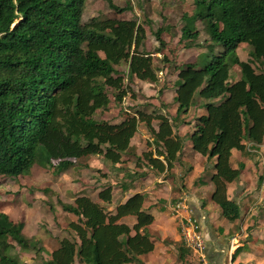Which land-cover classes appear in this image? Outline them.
I'll use <instances>...</instances> for the list:
<instances>
[{
  "label": "trees",
  "instance_id": "obj_1",
  "mask_svg": "<svg viewBox=\"0 0 264 264\" xmlns=\"http://www.w3.org/2000/svg\"><path fill=\"white\" fill-rule=\"evenodd\" d=\"M106 1L116 12L130 9ZM84 3L0 0V176L17 178L39 160L63 173L74 166L72 160L93 155L117 166L144 124L151 140L138 161L158 174L169 173L188 138L195 152L215 160L211 200L228 221L239 220L241 208L228 198L227 185L239 180L245 165L233 168L231 157L234 151L251 155L250 149L264 144V0H194L195 19L210 29L222 52L199 54L176 68L174 116L136 111L118 123L95 118L111 104L106 88L114 91L116 104L131 92L117 67L125 63L129 78L149 82L158 80V71L152 54L140 50L146 37L142 25L112 18L84 23ZM184 22L182 38L196 41L193 21L185 16ZM156 37L163 47L160 32ZM242 43L251 48L248 61L237 56ZM228 61L240 68L239 80L231 82ZM195 107L206 115L196 116L192 132L182 137L177 129L188 124L185 117ZM98 199L80 196L62 205L78 217L69 224L75 240L63 239L45 264H144L141 257L155 248L149 231L155 218L145 209V194L116 202L108 185ZM101 202L117 205L110 211ZM127 217H135L133 226L121 222ZM2 234L23 251L36 247L21 223L4 214ZM0 264L23 263L0 252Z\"/></svg>",
  "mask_w": 264,
  "mask_h": 264
},
{
  "label": "rangeland",
  "instance_id": "obj_2",
  "mask_svg": "<svg viewBox=\"0 0 264 264\" xmlns=\"http://www.w3.org/2000/svg\"><path fill=\"white\" fill-rule=\"evenodd\" d=\"M113 2L120 8L130 6V9L120 13L111 9L106 0H85L82 21L87 23L92 18L136 20L146 32L140 50L152 54L158 71V80L149 82L129 78L127 64H121L117 70L125 74L126 86L131 92L121 104H116L114 91L106 88L111 104L108 109L97 111L95 118L100 122L118 123L136 111L174 116L176 68L195 62L199 54H218L222 52L221 46L212 43L210 29L195 19L194 0H113ZM185 16L193 21L198 30L196 41L182 38ZM217 24L218 27L221 26L219 22ZM158 32H160V39L164 41L163 47L160 46V41L156 37ZM161 48H163L162 51L158 52ZM249 50L251 48L248 45L240 44L237 49L238 58L241 61L249 60ZM164 57L167 58L166 61ZM228 63L231 82L239 80L240 68L231 61ZM197 109L200 108L191 109L190 114L185 117L188 124L180 126L177 132L183 134L191 130L189 126L193 124L198 113ZM153 124L157 126V122ZM150 140L151 135L147 127L140 124L138 132L131 141V147L123 155L122 163L117 166L112 165L102 155H93L72 160L74 166L63 173L55 172L53 166L39 160L30 171L17 178L0 176V215L8 216L12 222H20L24 236L36 243L34 249L23 251L12 237L2 234L0 235V252L19 259L23 264H45L51 259L50 254L59 247L63 239L75 240V234L71 231L69 224L77 222L78 217L65 212L62 205L74 204L80 196H87L100 202L98 193L108 185H113L116 202H125L135 192H143L146 193L148 202L152 200L162 206L166 205L171 212H174V206L180 204L179 201H182L180 198L186 192L185 186L177 183L174 184L177 187H169L166 183H161V180L171 179L172 174L158 175L146 167L142 160L138 161V158L149 150ZM250 153L251 155L245 154L243 157L253 161L257 175L262 174L264 182V144L259 150L251 149ZM248 178L249 176L246 181L247 187H250L251 181ZM123 185L131 188L123 192L120 190V186ZM255 190L258 192L256 199L258 201L242 206L245 211L244 220L247 219L249 224L253 223L254 228L260 224L264 226V188H261L260 181ZM160 193L167 195L162 197ZM101 204L108 210H114L112 208L117 205H107L102 202ZM257 218L260 220L259 225L256 224ZM249 238L254 244H258L260 240L256 234L245 237V239ZM2 244H8L10 249L3 250ZM190 251L195 254L190 253L191 257L194 255L198 260L199 253ZM199 261L205 264L201 259ZM259 262L264 264V257L262 260L259 259Z\"/></svg>",
  "mask_w": 264,
  "mask_h": 264
},
{
  "label": "crops",
  "instance_id": "obj_3",
  "mask_svg": "<svg viewBox=\"0 0 264 264\" xmlns=\"http://www.w3.org/2000/svg\"><path fill=\"white\" fill-rule=\"evenodd\" d=\"M244 61L248 60L245 59ZM197 112L196 116L206 115L204 109H197ZM192 125L189 126V128L191 127L189 132H192ZM189 132L183 134L179 132L178 134L184 137ZM185 145L174 169L165 173L172 174L173 177L169 180H161V183H166L169 187H177L174 185L177 183L185 186L186 192L180 198L182 201H179L181 207L176 210V206H174V212H171L166 205L162 206L152 200L148 202L146 193L140 192L145 194V209L155 218L149 227V231L155 240V248L153 252L143 255L141 260L144 264H199V258L197 260L194 257L195 254L184 245L181 237V221L193 218L200 223L206 237L205 255L210 264H262L259 259L262 260L264 257V226L260 224V220L257 218L256 224L260 225L255 228L252 227L253 223L249 224L247 219L244 220L245 211L242 208L250 202L258 201L256 200L258 192L255 189L258 187V181L261 183V188H264L262 174L257 175L256 167L251 159L244 158L240 152H233L232 167L236 169L239 163H243L245 168L239 180L227 185L228 198L235 200L241 208V218L235 222H230L221 215L219 206L211 200L214 186L210 180L215 172V160L208 161L206 157L195 152L188 138H186ZM255 150H259V148ZM247 176H249L248 180L251 181L250 187H247ZM160 195L165 197L167 194L160 193ZM121 222L131 227L135 224L136 219L135 217H127L123 218ZM251 230L252 232H250ZM254 234L260 239L258 244H254L250 238L245 239L248 235ZM190 253L194 254L193 259Z\"/></svg>",
  "mask_w": 264,
  "mask_h": 264
},
{
  "label": "built area",
  "instance_id": "obj_4",
  "mask_svg": "<svg viewBox=\"0 0 264 264\" xmlns=\"http://www.w3.org/2000/svg\"><path fill=\"white\" fill-rule=\"evenodd\" d=\"M181 207V204L176 206V210ZM181 237L184 245L197 253H199V259L208 264L207 257L205 255L206 240L202 231L200 223L193 218H189L181 221Z\"/></svg>",
  "mask_w": 264,
  "mask_h": 264
}]
</instances>
